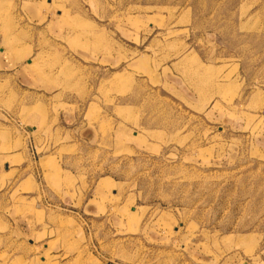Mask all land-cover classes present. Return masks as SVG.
Segmentation results:
<instances>
[{
	"label": "rangeland",
	"instance_id": "obj_1",
	"mask_svg": "<svg viewBox=\"0 0 264 264\" xmlns=\"http://www.w3.org/2000/svg\"><path fill=\"white\" fill-rule=\"evenodd\" d=\"M0 264H264V0H0Z\"/></svg>",
	"mask_w": 264,
	"mask_h": 264
}]
</instances>
